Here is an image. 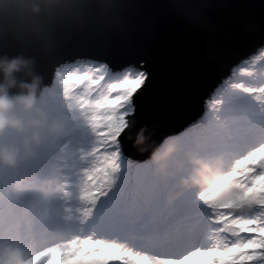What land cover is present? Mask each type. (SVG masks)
Segmentation results:
<instances>
[{"label": "snow or ice", "instance_id": "obj_1", "mask_svg": "<svg viewBox=\"0 0 264 264\" xmlns=\"http://www.w3.org/2000/svg\"><path fill=\"white\" fill-rule=\"evenodd\" d=\"M254 30L264 42V18ZM231 54L223 47L215 64ZM116 55V43L69 38L42 66L83 120L72 137L86 146L75 203L58 183L67 146L46 145L14 171L0 170V239L24 247L28 264H264V52L233 71L210 110L172 137L178 152L165 174L129 159L123 137L130 123L163 121L194 102V92L159 84L147 55L114 64ZM186 153L224 158L218 195L179 187ZM54 191L64 201L62 225Z\"/></svg>", "mask_w": 264, "mask_h": 264}, {"label": "clouds", "instance_id": "obj_2", "mask_svg": "<svg viewBox=\"0 0 264 264\" xmlns=\"http://www.w3.org/2000/svg\"><path fill=\"white\" fill-rule=\"evenodd\" d=\"M140 0H0V170L14 171L33 160L44 146L59 148L82 129L73 104L45 83L42 66L52 62L69 38L127 44L144 19ZM176 19L205 37V48L223 46L207 37L214 31V0H165ZM129 124L126 139L141 152L145 137ZM178 146L169 137L152 148L143 163L154 174L169 172ZM188 172L179 187L210 196L223 187L222 156L186 153ZM29 253L0 239V264H28Z\"/></svg>", "mask_w": 264, "mask_h": 264}, {"label": "water", "instance_id": "obj_3", "mask_svg": "<svg viewBox=\"0 0 264 264\" xmlns=\"http://www.w3.org/2000/svg\"><path fill=\"white\" fill-rule=\"evenodd\" d=\"M140 2L144 19L127 44H117L114 64L134 59L135 53L147 55L159 84L176 94L193 91L195 99L177 106L163 121L152 119L135 126V131L143 130V152L123 137L122 151L138 163L147 160L152 148L163 140L199 120L207 111L206 101L223 80L238 64L264 48L259 32L254 30L264 18V0H214V31L207 39L231 49L233 54L225 57L223 66L215 64L220 53L214 47L205 48L206 38L173 17L164 7L165 0ZM42 72L45 83L50 84L51 67L42 68Z\"/></svg>", "mask_w": 264, "mask_h": 264}, {"label": "rangeland", "instance_id": "obj_4", "mask_svg": "<svg viewBox=\"0 0 264 264\" xmlns=\"http://www.w3.org/2000/svg\"><path fill=\"white\" fill-rule=\"evenodd\" d=\"M261 52H264V48L257 51L256 53H254L252 56L248 57L246 60L242 61L240 64H238L234 71H236L237 75H239V70L243 67H245V61H248V60H251L253 57H256V56H259L261 54ZM231 76V75H229ZM228 76V77H229ZM227 77V78H228ZM226 78V79H227ZM225 79V80H226ZM224 82V80H223ZM223 85V83H222ZM221 85V86H222ZM220 86H218L217 88H219ZM216 88V89H217ZM216 89L215 91L213 92V96H210L209 99L206 101V106H207V111L210 110V105H211V102H212V98L215 96V92H216ZM207 111H204L202 116L204 115L205 112ZM187 128V127H186ZM62 146H67V150L69 152V160L67 163H70L71 164V168L74 167L76 168L77 167V164L76 162L78 161L79 159V150L81 147H84L85 150H86V146H78L76 145L75 143H73L72 141V138H70L69 140L67 141H64L62 142L61 144ZM146 161V160H145ZM136 162V161H134ZM144 162V161H143ZM138 163V162H137ZM142 163V162H140ZM73 168V169H74ZM59 184H64L65 185V191L68 193V198H67V202H68V205L71 206L75 203L74 201V197H75V194H76V190H77V184H78V176H77V181L76 183H71L68 179H65V177H61V179L58 181ZM54 194H58L56 193L55 191L53 192V195ZM64 205V201L61 200L59 197L55 198V199H52V207H53V214H54V220H55V223L57 225H62L63 224V220H62V213H61V209Z\"/></svg>", "mask_w": 264, "mask_h": 264}, {"label": "trees", "instance_id": "obj_5", "mask_svg": "<svg viewBox=\"0 0 264 264\" xmlns=\"http://www.w3.org/2000/svg\"><path fill=\"white\" fill-rule=\"evenodd\" d=\"M80 167L82 168V165H80ZM73 168L74 167L71 168L70 163H67V167L62 170V177H65V179H68L71 183H76V181H77V167L74 169ZM44 243H45V241L42 238H39V240L37 242V246L42 247V246H44Z\"/></svg>", "mask_w": 264, "mask_h": 264}]
</instances>
